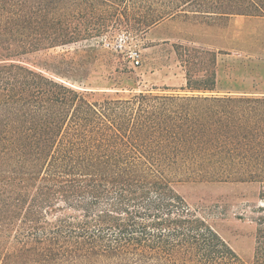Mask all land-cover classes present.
Segmentation results:
<instances>
[{
  "label": "trees",
  "instance_id": "trees-1",
  "mask_svg": "<svg viewBox=\"0 0 264 264\" xmlns=\"http://www.w3.org/2000/svg\"><path fill=\"white\" fill-rule=\"evenodd\" d=\"M181 16L264 17V0H0V264H246L175 187L264 188V94L217 93L205 49L201 84L100 101L21 60Z\"/></svg>",
  "mask_w": 264,
  "mask_h": 264
},
{
  "label": "rangeland",
  "instance_id": "rangeland-1",
  "mask_svg": "<svg viewBox=\"0 0 264 264\" xmlns=\"http://www.w3.org/2000/svg\"><path fill=\"white\" fill-rule=\"evenodd\" d=\"M229 19L204 21L181 16L167 21L158 34L161 38L174 34L179 36L182 31L185 33V24L225 27ZM251 25H257L252 31L264 36V26L259 23ZM111 30L108 33L110 39L122 34L119 30ZM129 35L131 47L142 52V62L137 68L123 54L101 47V37L31 53L21 60L24 65L40 70L58 82L79 90L100 92L94 97L99 101L105 98L129 99L141 91L169 94L185 86L187 76L194 83L201 84L213 70L212 55L201 51L216 52L214 49L178 40L152 42L150 32L142 35L134 29L129 30ZM220 57L225 61L226 69L234 72L236 81H246L254 76L249 86L235 85V88H253L264 94L263 61L258 62L238 53L229 58ZM166 89L170 91H164ZM175 190L193 210L208 220L244 263H255L259 234L264 231L262 186L254 183L189 182L177 185Z\"/></svg>",
  "mask_w": 264,
  "mask_h": 264
},
{
  "label": "crops",
  "instance_id": "crops-1",
  "mask_svg": "<svg viewBox=\"0 0 264 264\" xmlns=\"http://www.w3.org/2000/svg\"><path fill=\"white\" fill-rule=\"evenodd\" d=\"M169 21V20H168ZM250 21L252 24H261L264 26V17H244L235 16L229 19V23L225 27L215 25H189L185 24L181 35L174 34L168 38L159 36V29L163 28L166 22L158 25L150 30L152 42L178 40L189 42L195 45L214 49L217 52V93L219 94H252L257 92V89H239L235 85L249 86L254 76H250L246 81H236L234 72L226 69L223 60L220 56H234L235 53L242 54L243 57L254 59L258 62H264V36L252 31L257 25L244 24ZM243 25L248 27H242ZM228 61V60H227ZM228 64V62H227ZM226 64V65H227ZM242 90V91H241ZM241 91V92H239Z\"/></svg>",
  "mask_w": 264,
  "mask_h": 264
},
{
  "label": "built area",
  "instance_id": "built-area-1",
  "mask_svg": "<svg viewBox=\"0 0 264 264\" xmlns=\"http://www.w3.org/2000/svg\"><path fill=\"white\" fill-rule=\"evenodd\" d=\"M131 37L127 33L119 34L115 39H110L108 36L100 38V45L106 50H110L117 54H123L125 59L134 67L137 68L142 62V52L131 47Z\"/></svg>",
  "mask_w": 264,
  "mask_h": 264
}]
</instances>
